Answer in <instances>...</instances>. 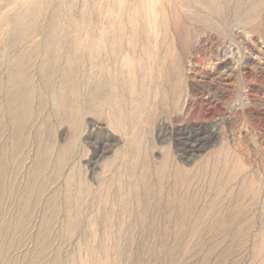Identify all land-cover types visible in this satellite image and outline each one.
Instances as JSON below:
<instances>
[{"label":"rangeland","instance_id":"obj_1","mask_svg":"<svg viewBox=\"0 0 264 264\" xmlns=\"http://www.w3.org/2000/svg\"><path fill=\"white\" fill-rule=\"evenodd\" d=\"M256 2L0 0L7 264H264Z\"/></svg>","mask_w":264,"mask_h":264},{"label":"bare ground","instance_id":"obj_2","mask_svg":"<svg viewBox=\"0 0 264 264\" xmlns=\"http://www.w3.org/2000/svg\"><path fill=\"white\" fill-rule=\"evenodd\" d=\"M256 4H258L259 7H257V9L259 10V15H258V19L257 22L252 23L253 25L250 26L249 23L245 24L242 27H238L237 28V32L238 33H247L250 35V37L252 38V40H254V38H263L264 37V1L262 0H256ZM255 4V5H256ZM257 6V5H256ZM256 6H255V11H256ZM178 18L177 14H175V18ZM174 26L175 27V31L178 33L179 29H180V24L177 20H175L174 22ZM55 32H49V36L47 38V40L45 42H43L42 46L44 48V51H42V54L44 56V60H43V65H42V72H46V73H50V74H54V72L56 70H58V65L54 66V69L52 70V59H51V55L49 54L50 52V47L52 46L51 42L55 39L58 38L56 36V34H54ZM181 32H179L178 34H180ZM247 39V38H246ZM16 40H11L12 43H14ZM249 41V39H248ZM244 42V41H243ZM262 42V41H261ZM250 43V42H249ZM251 51V50H250ZM260 63V62H259ZM224 65V64H223ZM256 66V65H255ZM23 83L25 85L24 90L27 92H23L21 93V96L18 99V102L22 104V106H20V109L22 111H27L30 102L32 101V97L36 92L35 87L33 86V84H31L27 79L23 80ZM31 95V97H30ZM8 107L10 105V99L8 98ZM203 145H199L198 143L189 145L188 148H191L193 150H200L202 148ZM8 251V246L7 245H0V264H7V261L5 260V253H7ZM32 264H35V262H33Z\"/></svg>","mask_w":264,"mask_h":264}]
</instances>
